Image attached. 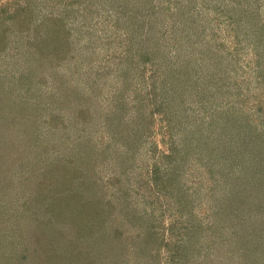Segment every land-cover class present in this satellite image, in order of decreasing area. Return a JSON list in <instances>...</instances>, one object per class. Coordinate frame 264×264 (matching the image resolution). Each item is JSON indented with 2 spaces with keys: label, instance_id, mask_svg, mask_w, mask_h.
<instances>
[{
  "label": "rangeland",
  "instance_id": "obj_1",
  "mask_svg": "<svg viewBox=\"0 0 264 264\" xmlns=\"http://www.w3.org/2000/svg\"><path fill=\"white\" fill-rule=\"evenodd\" d=\"M150 34L141 48L150 55L160 44V57L138 59ZM258 34L264 0H0V264H107L86 236L101 219L84 215L94 199L107 256L122 248V262L144 264L154 230L159 264H249L233 246L251 253V232L264 230L250 176L264 174ZM153 73L156 92L168 75L178 84L151 115L164 97L149 93ZM187 141L196 151L164 186L169 144ZM78 142L90 195L70 180L74 161L55 180L43 170ZM261 254L250 264H264Z\"/></svg>",
  "mask_w": 264,
  "mask_h": 264
},
{
  "label": "trees",
  "instance_id": "obj_2",
  "mask_svg": "<svg viewBox=\"0 0 264 264\" xmlns=\"http://www.w3.org/2000/svg\"><path fill=\"white\" fill-rule=\"evenodd\" d=\"M9 18L11 20V16H9ZM47 18L48 19L49 18H51V19L56 18V19H58L60 21H64V18H66V17H65V15L62 14V15H59V17L54 16V17H47ZM22 19H25V18H22ZM66 30H67L66 33H68V28L67 27H66ZM150 36H151V34L149 35L148 38L147 37L146 38H141V41H140V44H139V49L142 50L141 45H143L144 47H147V45L151 42ZM258 36L259 37L261 36V37L260 38L258 37L259 40L257 39V42H259V44H261L262 42H264V36H263V34H258ZM159 46H160V44H155L154 47L151 49V54H153V56L155 58H159L160 57L158 55V53H159L158 50H160ZM138 52H139V55L137 57L138 59L145 58V60H147V59L151 58L150 57L151 54L149 55L148 52H143V50H142V52L141 51H138ZM144 54H145V57H144ZM161 58L166 59V57H163V56H161ZM132 60H134V62L135 61H138V60H136L134 58ZM132 60H130V61H132ZM139 71L143 75V70H139ZM168 76H169L168 77L169 79L162 80L161 81L163 83V85L161 86L162 87V90L160 92L157 91V92L160 93V96H164V94L167 93V92H169V94H172V93H174L176 91V84H178V83L172 81V77L170 75H168ZM2 77H4V76L0 75V81L1 82H2V80H1ZM156 81L157 80L155 79L154 73L151 74L150 82L152 83V87H151L152 90H150L149 93H152V94H154V95L157 96L159 94L156 92V90H157V87L155 85ZM166 83H170V84L166 86V85H164ZM10 95H11L10 93H7V92L5 93L4 92V97L7 98V101H9L11 99L10 98L11 97ZM21 97H23V96H21ZM162 98L159 99L157 97V101L156 102L159 103V104H156V107L151 112V115L152 114H155V112H159L160 111L159 108H158V105H163V103H165L164 101L166 100L165 96L162 97ZM63 100H66V99H63ZM2 101H4L3 100V95L0 94V102H2ZM67 101H69V99H67ZM18 102H20V101H18ZM174 102H175V100L173 101V103ZM34 105H36V104H34ZM21 107L23 108L24 105H21ZM75 115H78V116H81L82 117L81 119L78 120L79 122H82V120H85L86 121V116H84V109L76 110ZM83 126L85 127L86 125H83ZM178 138H180V137L178 136ZM179 143H177V144L170 143L169 146H168L167 153H166L167 156L166 157L169 160H167V166L162 170V172L163 171H166V175L168 176L167 177L168 179L165 178L164 181L162 182L164 184V186H165V184L171 185L174 182V181H171V178L172 177H177V179H178V175H179L178 172L180 170H181V173L180 174L182 175V173H183V167L187 164V161H188L187 159L192 158V153L194 151H196V149L194 147V143H196V142H192L191 141V143H190L189 141H187L186 142V145H183L185 142L182 145L181 144L179 145ZM75 145H76V147H75L74 153L76 155L75 154L73 155L70 152L73 149L72 150H69V154L67 155V157H66L67 159L65 161H63V159L62 160H59V158L58 159L55 158L54 160H56V161H53V160L46 161V163H44L43 170H44V172H47L46 173V176H49L50 177V180L51 179L52 180H55L57 177L58 178L65 177L66 174H67V173H64L65 170H66L65 169V166L64 165H60V163L61 164H64L63 162H65L66 164H70L69 163L70 161H74V166L70 168V169H72L71 170L72 175H70V176L68 175V176L71 177L70 180L72 182H76V185L78 183V185L81 187L82 192H84V194L90 195V194H93L94 192H97V191L95 189H92L91 188L92 185L90 186L87 183V181H89L91 179V176H90V174H89V172L87 170L89 168V162L88 163L85 162L86 159H87L86 156L88 154L86 152L83 156H81V154L85 150H83V151L80 150L79 152L78 151L75 152L77 149H80L79 146L82 147V143L81 142L75 143ZM203 147H207V146L203 144ZM42 150H44V148L41 149V151ZM208 150H211V149L208 148ZM41 154H43V156H45V157L47 156V153H46L45 150ZM214 154L216 156V152H214L213 150H211L210 152H208L209 158L213 157ZM68 156L70 157L69 159H68ZM83 158H85V161H83V163L82 162H79V160H82ZM43 160H44V158H43ZM214 170H216V169L214 168ZM214 170L212 171L213 174H214ZM155 173H154V176H157V174L160 173V167H158V166L156 167ZM250 176H252L254 178V180H253V186H252V188L254 189V193H259L258 199H256V205L254 207H255L256 211H264V174L258 175L256 173H254L253 171H250ZM155 179H158L159 180L160 178L159 177H156ZM92 181L95 182L94 180H92ZM255 184H256V186H255ZM76 185L74 184V186H76ZM236 191H237V189H236ZM58 201H59V196H57V198H56V204L58 203ZM87 204H89L91 206V209H92V211H89V213L87 212L86 214H84V215H87V217H86L87 220L90 219V220H93V221H97V220H99V216H101V219L94 225V228H90V226L88 227V234L89 235H86L87 237H89V239L91 241H92L93 237H95V239H96V240H93L92 243H93V245L95 247V254L99 258L97 262H101L102 263L103 258H105V260L107 261V264H127L126 261H125V263L122 262L121 257H119L123 253V251H124L122 248H119V251L115 254L116 257L107 256L109 254V252H110V249H111L110 240H108V238L105 239L107 236L104 239H99L100 238L99 237V234H100L99 231L100 230H98V227L105 222L104 221V219H105L104 218V216H105V209H104V211H102V209H100V207H101L100 204L101 203L98 202V200H96V199L90 201L89 203L83 204V206L85 207V206H87ZM224 206H226V207H224V212L223 213H226L229 210V207H227V204H225ZM123 213L126 215L127 218H132L133 217L130 214L129 211L123 212ZM233 213H234L233 211L229 210L228 211L229 217ZM250 213H251V211H250ZM243 214L246 216V213H243ZM241 216L243 217V215H241ZM229 217L227 215V219H229ZM42 221H43V219H40V223ZM41 224H43V222ZM197 229H198V227H197ZM260 230L261 231L259 233H256V232L253 233V232H251V234H253V236H256L255 237V240H253L251 238L248 239V243L249 244L252 243V242H253L252 244H254V245H250L249 246L250 249H251V253H247V252H249V249H244V248H248V247H246L247 246L246 243L243 244V245H240L239 244V245L233 246L234 247L233 252H235V254H238L239 253L240 260L237 261L238 263L239 262L242 263V258L245 257L247 261H249V259H251V261H249V264H250L252 262V259H255L254 256L252 255V253L254 251H261L262 252V254L260 256H258V257L264 256V242H263L264 230H262V229H260ZM151 234H152V239L149 241V244H150L151 248H150V246H145L144 252H142L144 254V257L146 256V259L144 257H141L140 255L139 256H140V259H144L145 260V263L144 264H159L160 263V260H159L160 258L158 256V254L160 252H159L158 249H156L155 247L153 248V246H152V244L154 243L155 240H156V243H158L159 237L156 235V232H154V230H152V231L150 230V235ZM86 236H84V237H86ZM108 237H111V235H108ZM192 237H194V234H191L189 238L191 239ZM86 240H87V238H84V241H86ZM86 242L88 244H90V242H88V241H86ZM182 242H183V240H182ZM191 244H193V241H191ZM153 251H154V253H152ZM47 259H50V261L47 262V264H51L52 261H53V259L50 258V257L47 258ZM93 260H94V263L93 264H98V263H95L94 257H93ZM44 261L45 260L42 259V263H44ZM88 261H89V258H88ZM55 264H59V263L56 262Z\"/></svg>",
  "mask_w": 264,
  "mask_h": 264
}]
</instances>
